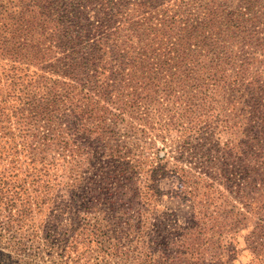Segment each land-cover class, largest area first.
I'll return each mask as SVG.
<instances>
[{"label": "trees", "instance_id": "1", "mask_svg": "<svg viewBox=\"0 0 264 264\" xmlns=\"http://www.w3.org/2000/svg\"><path fill=\"white\" fill-rule=\"evenodd\" d=\"M110 1L0 0V264H228L249 224L260 256L264 29L192 20L197 0L155 21L133 19L148 0ZM195 136L229 162L177 175L179 225L159 161L128 155H186Z\"/></svg>", "mask_w": 264, "mask_h": 264}, {"label": "rangeland", "instance_id": "2", "mask_svg": "<svg viewBox=\"0 0 264 264\" xmlns=\"http://www.w3.org/2000/svg\"><path fill=\"white\" fill-rule=\"evenodd\" d=\"M178 0H150L143 2V10L135 14L134 21H140L147 18H152L154 21L159 18L161 9L167 7L170 10L174 9L172 6L176 4ZM118 0H111L110 3H116ZM141 3V0H120V4L124 5L129 10L122 11L128 12L134 8V5ZM104 7L105 4H103ZM195 15L192 20L200 21L198 17H203L205 14L218 13L221 17L224 14L242 16L243 19L251 21L250 26H254L255 31H261L264 29V0H197L192 4ZM99 8H91L88 10L87 18L93 20L95 12ZM172 15V14H170ZM222 23L225 21L222 20ZM194 23H197L194 21ZM221 23V24H222ZM248 26V27H250ZM262 36V35H260ZM190 148L188 154L180 155V151L175 147L165 148V152L169 155H128L131 159H149L154 161V165L159 161L161 177L157 178L155 185L160 190L159 205L162 211L174 215V221L179 225H185L191 213V207L188 202L182 201L179 194L182 192L180 180L177 175L187 171L190 173H200L207 175H215L220 172V164H228L229 159L227 155H200L196 151L198 147L201 149H212L213 145L208 144L200 136L193 137L190 141ZM158 147L162 145L158 144ZM166 160H169L167 163ZM209 163H215L216 166L209 165ZM237 207H241L239 204H235ZM261 225L264 228V217L261 220ZM254 225L249 224L246 229L240 231V234L236 236L232 241L228 242L230 247L228 251L224 253V261L228 264H264V252L260 253V256L253 254L250 250L249 244L255 239L249 238V233L254 230ZM261 241V240H260ZM257 249V245L255 246ZM260 248V247H259ZM56 257V256H55ZM55 261V258L52 259Z\"/></svg>", "mask_w": 264, "mask_h": 264}]
</instances>
